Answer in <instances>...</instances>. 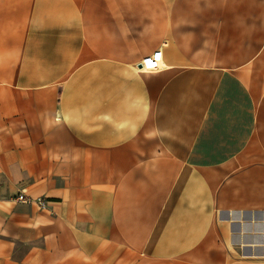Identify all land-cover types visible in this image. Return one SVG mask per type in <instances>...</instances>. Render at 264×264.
I'll list each match as a JSON object with an SVG mask.
<instances>
[{
	"label": "crops",
	"instance_id": "crops-1",
	"mask_svg": "<svg viewBox=\"0 0 264 264\" xmlns=\"http://www.w3.org/2000/svg\"><path fill=\"white\" fill-rule=\"evenodd\" d=\"M0 264H264V0H0Z\"/></svg>",
	"mask_w": 264,
	"mask_h": 264
},
{
	"label": "built area",
	"instance_id": "built-area-1",
	"mask_svg": "<svg viewBox=\"0 0 264 264\" xmlns=\"http://www.w3.org/2000/svg\"><path fill=\"white\" fill-rule=\"evenodd\" d=\"M162 62V51L160 49H157L153 51L152 53L144 56L140 61V69L145 71H154L161 67ZM17 199L20 201H28L29 198L25 197L23 193H20L17 195ZM38 205L42 206L44 205L42 200L37 201Z\"/></svg>",
	"mask_w": 264,
	"mask_h": 264
}]
</instances>
